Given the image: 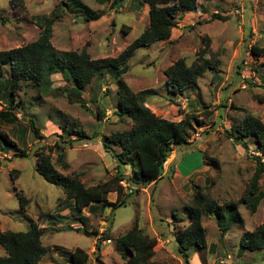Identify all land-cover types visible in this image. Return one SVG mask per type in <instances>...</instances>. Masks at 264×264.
Listing matches in <instances>:
<instances>
[{
    "label": "rangeland",
    "instance_id": "1",
    "mask_svg": "<svg viewBox=\"0 0 264 264\" xmlns=\"http://www.w3.org/2000/svg\"><path fill=\"white\" fill-rule=\"evenodd\" d=\"M8 1L0 0L2 51L35 41L39 29L33 18L49 16L58 10L62 14L52 27L54 49L59 53L85 50L93 60L117 57L149 22L148 6L143 0H126L117 13L104 0H76L89 10L102 13L98 21L90 23L82 21L76 6L74 12L66 9L63 3L70 4L71 10L74 5L69 0H24L23 9H11ZM196 4L195 11L179 15L168 40L137 49L127 63L123 80L133 92L150 91L145 105L152 113L173 122L181 121L188 114L193 128L189 144L177 146L172 152L171 168L177 172L176 178L166 173L154 187L141 191L135 176L138 166L135 161L128 163L126 171L130 175L123 179L128 180L134 192L122 197L121 206L97 205L95 213L79 214L73 211L72 201L65 200L62 188L48 184L35 171V155H47L52 149L51 163L57 171L64 176L79 175L85 187L114 177V164L118 162L112 154L105 153L102 140L128 131L131 122L118 120L116 116L117 85L112 74L103 73L94 79L83 90L80 103L69 93L70 85L58 74L51 77L52 93L43 94L28 83H21V89L15 92L17 121L0 123V131L19 149H10L1 142L0 233L26 232L31 223L43 228L41 240L48 252L42 264H69V255L76 248L87 253L88 264H121L127 256L118 238L135 222L144 234L159 240L153 261L184 264L175 236L188 225L186 207L196 190L218 205L236 203L258 174L257 185L264 192V173L257 172L254 160L261 156L254 145L246 140L248 150L245 151L226 136L246 115L264 125L261 78L264 57L250 53L252 46L264 47V0H196ZM212 15L226 20H210ZM203 49L204 58L214 68L197 81L196 90L177 97L168 95L164 71L178 59L191 65ZM8 78L5 67L0 78V109L4 110L11 100L4 89ZM28 119L34 122L42 139L34 137ZM73 130L82 133L85 139L77 140L74 134L69 136L68 132ZM83 144H87L86 149L80 148ZM110 147L118 152L113 145ZM21 151L24 157L14 156ZM12 170L17 171L14 181L10 177ZM119 170H123L121 165ZM15 191L28 200L24 213L19 209ZM107 197V201H113L115 196ZM236 211L228 214L230 228L223 238L214 217H202L206 246L191 250L188 264H264V250L250 252L240 248L242 235L264 222V198L253 215L244 205H238ZM72 215L81 219L75 221ZM229 215L235 221H230ZM74 222L73 229L84 225L88 232L98 234L102 225H106L107 231L103 234L111 243L106 244L104 238L100 240L97 255L94 246L98 238L68 230ZM1 255L4 251L0 248Z\"/></svg>",
    "mask_w": 264,
    "mask_h": 264
},
{
    "label": "trees",
    "instance_id": "2",
    "mask_svg": "<svg viewBox=\"0 0 264 264\" xmlns=\"http://www.w3.org/2000/svg\"><path fill=\"white\" fill-rule=\"evenodd\" d=\"M72 5H63L69 11L80 12L82 21L85 23L96 22L102 17V13L89 10L87 6L76 0ZM110 2V9L115 13L121 8L126 0H104ZM148 6L149 22L145 30L131 42L115 58L93 60L85 50L59 53L51 44L53 24L61 17L62 11L51 13L49 16L34 17L33 20L39 29L38 38L24 46L7 51L0 50V78L4 68H8L9 78L4 82L5 90L11 100L8 101V109H0V123L12 124L17 121L14 114L17 107L14 101L15 92L21 89V83H28L36 87L43 94L52 93L51 77L60 75L64 82L70 85L69 93L79 102L83 90L99 78L103 73L112 74L116 80L118 120H129L131 128L123 133L103 137L102 146L105 153L112 154L117 163L116 174L110 180L93 187H85L79 175L64 176L57 171L51 163L49 154L35 155V171L48 184L60 187L64 191L65 200L72 201L73 211L81 213L88 208L93 211L94 205L103 207H117L123 205L124 196L122 188L118 185L120 179L125 178L119 170L120 165L126 166L130 161H135L138 166L139 188H146L150 184H156L163 177L166 161L172 156L175 147L189 144L190 130H192L191 118L185 114L179 122L168 121L152 113L145 105V98L150 91L133 92L123 76L127 71V63L141 47H150L158 42L166 41L171 36V31L176 27L180 14L193 12L197 9L196 0H143ZM11 9H23L24 0H9ZM77 7L76 9L74 7ZM226 20L218 15H212L210 20ZM205 49L200 51L197 61L187 65L184 59H178L164 71L165 90L171 97L182 96L188 90L197 89V81L214 65L204 58ZM250 53L253 56L264 57V47L252 46ZM264 81V76L261 77ZM179 114H182L181 112ZM102 113L101 116H103ZM26 118V116H24ZM30 131L36 139H42L39 130L31 119H28ZM64 133V130H62ZM75 135L77 140L85 139L82 133L73 130L68 135ZM228 139L240 145L245 151L248 150L246 140H250L255 151L261 157H255L257 172L264 173V125L251 115H246L236 128L226 132ZM1 142L10 149L19 150L16 144L8 136L0 131ZM191 144V143H190ZM113 145L118 149L110 147ZM25 156L24 151L14 156ZM58 158L63 159L59 154ZM168 174L173 175V169H168ZM17 171H11L10 177L16 180ZM259 175L248 185L242 198L236 203L218 205L215 201L196 190L194 197L187 208L188 225L175 236L178 254L184 264H188L191 250L204 248L205 229L202 225V217L212 215L220 230L221 238L227 233L230 224L227 222L231 211L237 212L238 205H244L251 215L255 214L257 206L264 198V192L258 188ZM130 180V178H129ZM110 193L117 194L114 203L107 201ZM19 209L25 212L28 200L21 192L15 191ZM237 221L242 225L239 214L236 213ZM232 215H229V220ZM234 218V217H233ZM80 220V219H79ZM235 221V220H234ZM79 229L67 227L70 231L80 232L85 236L98 238L94 249L98 255L100 252V240L106 239L107 235L99 236L97 232H88L84 225ZM43 228L31 223L26 232L5 231L0 233V248L4 255L0 256V264H42L41 260L48 252V248L42 244ZM107 240V239H106ZM221 240V239H220ZM121 248L126 253L125 260L121 264H159L153 261L157 240L144 234L135 222L132 227L118 238ZM240 248L245 251L255 252L264 250V222L254 231L245 232L240 239ZM89 256L83 250L76 248L69 255V264H88Z\"/></svg>",
    "mask_w": 264,
    "mask_h": 264
},
{
    "label": "crops",
    "instance_id": "3",
    "mask_svg": "<svg viewBox=\"0 0 264 264\" xmlns=\"http://www.w3.org/2000/svg\"><path fill=\"white\" fill-rule=\"evenodd\" d=\"M145 101H147V100H145ZM145 104H147V102L145 103ZM147 107H148V105H146ZM115 163V162H114ZM113 163V164H114ZM174 163V156L172 155L168 160H167V162H166V164L164 165V170H163V176L164 175H166V173L168 172V169L169 168H171L172 167V164ZM117 166V164L115 163L114 164V167H116ZM123 167V170H122V173L124 174V176H129L130 174H128L127 173V171H126V168H127V165L126 166H122ZM174 168V167H173ZM117 171V170H116ZM177 172H175V170L173 169V175H172V178H176L177 177ZM156 184H150L149 186H147L146 188H144V190L145 191H148V189H150V188H152V187H154ZM110 194H114V199H113V201H109L108 200V202H110V203H114V202H116V200H117V194L116 193H110ZM109 194V195H110ZM108 198V197H107ZM96 210H97V205H94V207H93V211H92V213H91V211L89 212V209L88 208H85V209H83V211L81 212V214H83V212H85L86 211V213H87V215L89 216V215H91V214H93V213H95L96 212ZM80 214V213H79ZM73 216V215H72ZM78 216H73V218H74V220L75 221H79V219H81V218H77ZM83 217V216H82ZM88 218V217H87ZM73 220V219H72ZM75 223L76 222H74V224H71V225H69V227H74L75 226ZM77 223H79V222H77ZM158 240V239H157ZM159 241V240H158Z\"/></svg>",
    "mask_w": 264,
    "mask_h": 264
},
{
    "label": "built area",
    "instance_id": "4",
    "mask_svg": "<svg viewBox=\"0 0 264 264\" xmlns=\"http://www.w3.org/2000/svg\"><path fill=\"white\" fill-rule=\"evenodd\" d=\"M194 136L195 137H199L198 134H195ZM80 148L81 149H86L87 148V144L81 145ZM118 185L122 188L124 195H126V194H132L134 192V190L131 188L128 180H126V179H120L118 181ZM140 190L141 191H144V188L141 187ZM106 231H107V226L103 224L102 227H101V229L99 230V232H100L99 236L103 235V233L106 232ZM105 243L106 244H110L111 241L109 239H107V240H105Z\"/></svg>",
    "mask_w": 264,
    "mask_h": 264
}]
</instances>
